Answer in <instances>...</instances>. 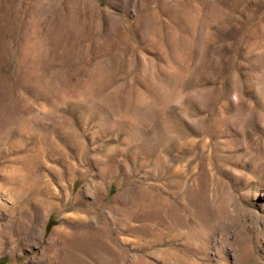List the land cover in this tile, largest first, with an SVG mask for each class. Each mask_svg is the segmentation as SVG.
<instances>
[{
    "label": "rangeland",
    "instance_id": "obj_1",
    "mask_svg": "<svg viewBox=\"0 0 264 264\" xmlns=\"http://www.w3.org/2000/svg\"><path fill=\"white\" fill-rule=\"evenodd\" d=\"M0 264H264V0H0Z\"/></svg>",
    "mask_w": 264,
    "mask_h": 264
},
{
    "label": "bare ground",
    "instance_id": "obj_2",
    "mask_svg": "<svg viewBox=\"0 0 264 264\" xmlns=\"http://www.w3.org/2000/svg\"><path fill=\"white\" fill-rule=\"evenodd\" d=\"M98 187H99L98 185L95 186V188H98ZM236 258H237V257H236ZM225 262H226V261H225Z\"/></svg>",
    "mask_w": 264,
    "mask_h": 264
}]
</instances>
